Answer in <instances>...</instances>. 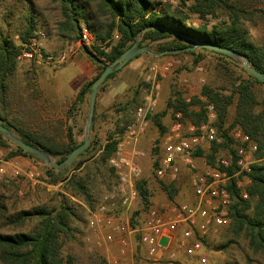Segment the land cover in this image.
<instances>
[{
	"label": "trees",
	"instance_id": "1",
	"mask_svg": "<svg viewBox=\"0 0 264 264\" xmlns=\"http://www.w3.org/2000/svg\"><path fill=\"white\" fill-rule=\"evenodd\" d=\"M4 1L0 0V7ZM50 2L58 7L60 20L57 23V32L61 38L70 43L75 42L80 37L81 27L85 26L96 41L106 44L109 48L107 53L98 49L92 53L82 48L81 51L97 67L98 73L94 79L83 85L74 105L81 103L86 95L90 94V88L97 76L136 40L140 47L148 46L154 53L190 48L193 45L190 41L196 40L245 55L253 68L264 72V48L254 44L249 39L247 30L241 25L242 20L250 21L252 14L227 0H180L176 6L155 0H50ZM219 12L223 13L225 18L211 24V20L219 18ZM190 16H195L198 21L196 26L190 23ZM24 21L25 27L17 35L16 42L12 43L8 37H0V124L24 143L44 151L60 163L82 142L72 144V136L68 133L69 144L66 146L44 143L31 133L14 126L3 115L9 81L17 68L16 58L21 54L24 44L37 30V18L34 13L29 12ZM114 35L118 36V40L112 41ZM202 52L233 60L201 48L163 55L160 58L186 55L193 57L194 64H198L202 60ZM241 71L245 73L243 69ZM116 73L108 75L99 89ZM245 76L246 78L233 83L230 90L203 86L199 95L191 97L189 102L181 95L172 93L167 110H170L172 117L179 113L183 124L189 123L195 128L210 124L216 128L221 143L214 142L208 153L199 150L192 155V158H206L209 166L214 165L212 164V160L216 158L214 154L221 147L231 158L232 164L228 172L235 171L237 144L229 135L234 127H238L256 145L250 171L246 174L248 183L243 188L246 197H242V188L236 186L235 180H231L227 185L231 204L228 209L229 223L226 226L230 236L229 242L243 240L248 250L256 256L264 255V99H258L253 85L264 84L246 73ZM208 105L213 108L215 119L212 123L208 119L206 109ZM231 106H234L232 121L229 127L224 129ZM152 121L160 133L165 132L157 117H153ZM94 122L95 113L91 131ZM121 132L109 135L102 145L90 141L88 149L68 168L74 166L79 169L82 165L80 160L86 154H91L94 158V167L108 164L116 150L117 142L114 139ZM16 155L40 161L15 146L14 156ZM68 168L57 170L47 167L46 175L54 177L52 182L62 178L64 189L92 209L96 201L90 189L89 172L73 173L64 178L63 173ZM108 172L114 175L110 167ZM239 178H242V175ZM135 187L142 206L148 207L150 195L144 179L136 182ZM161 189L169 199H173L177 193L174 184L162 183ZM2 199L3 196L0 195V228L9 229L11 232H0V264H66L62 250L65 241L71 239L74 230L72 223L77 218L74 204L62 195L56 209L39 207L12 215Z\"/></svg>",
	"mask_w": 264,
	"mask_h": 264
},
{
	"label": "rangeland",
	"instance_id": "2",
	"mask_svg": "<svg viewBox=\"0 0 264 264\" xmlns=\"http://www.w3.org/2000/svg\"><path fill=\"white\" fill-rule=\"evenodd\" d=\"M155 1L176 6L180 0ZM227 1L235 3L237 7L252 14V19L242 20L241 25L247 30L249 39L257 46L264 48V0ZM29 12L34 13L37 18L35 32L45 33L46 38L43 44L47 52L55 53L70 43L58 35L57 23L60 20L58 7L56 4H51L50 0H5L0 7V37H8L12 43L16 42L17 35L25 27L24 19ZM218 14H220L219 18L211 20V24L225 18L223 13ZM190 23L195 26L198 24L195 16H190ZM143 55L150 57L149 64H171L170 70L160 79L161 81L164 78L163 80L166 81L168 95L173 93L178 80L187 81V87L183 88L186 97H195L199 95L203 86L230 90L233 83L246 78L245 73L241 71L240 61H231L207 52H202V60L198 64H194L193 57L186 55L162 58ZM196 67H201V72L197 71ZM86 68L87 65L82 63L66 64L60 67H35L27 61L17 62L16 72L9 81L4 117L14 126L31 133L47 144L68 145V133L72 136V144L83 142L89 94L85 97L82 110L74 105L73 97L70 95L75 94L80 88ZM201 79L203 82H200ZM253 89L259 100L264 99V85L254 84ZM144 95L145 87L138 82L137 86L134 85L124 91L120 100L115 99L113 102H108L103 112L99 113L97 110L90 141L102 145L109 135L122 131ZM60 97L65 99L66 104L69 103L67 108L58 106ZM162 108L163 106L159 110L156 108L154 113L162 112ZM233 113L234 106H231L224 129L229 127ZM64 117L70 121L65 122ZM166 117L168 120L163 125L165 128L171 125L173 119L170 113L166 114ZM208 119L212 123L215 117L209 116ZM183 126V132L186 133L188 126L186 124ZM158 133L159 131L149 124L143 136L149 134L152 140L140 145L143 140L142 136L136 144V148L145 154L138 162L142 169L141 179H144L150 195L148 206L162 210L170 204H191L194 201V193L190 185L191 177L194 172L201 171L208 166L207 159L194 158L192 167L181 165L180 178L174 183L177 193L173 199H169L161 189V184H167L168 181H159L153 175V163L166 140L167 132L162 136ZM230 133L231 130L229 135ZM217 139V143L220 144L222 140L219 134ZM14 152L15 145L2 136L0 139V195L3 196L2 201L8 212L16 215L21 211H32L39 207L56 209L63 195L74 204L77 214V218L72 223L74 229L72 237L63 245L62 253L66 264H108L111 257L117 255L118 248L116 245L96 243L87 227L89 206L81 199L72 197L64 189L65 184L62 178L52 182L54 177L46 175L48 165L27 156H14ZM205 152L208 153V151ZM214 156L226 157L228 154L220 147ZM53 161L56 162L54 159ZM80 161L82 165L79 169L74 166L68 168V166L63 176L68 178L73 173L89 172L90 189L97 203L103 194L117 184V179L115 175L108 172V164L95 166V168L91 154H86ZM213 163L215 160H212ZM239 179L241 188H244L248 182L244 178ZM186 197L188 200H184ZM146 209L147 207H143L141 201L137 199L126 212L135 229L143 227ZM0 232L11 231L2 227ZM229 241L227 227H218L206 237L202 243V249L195 255L188 256L179 252L174 258H168L165 253L159 257L150 258L146 247L139 242L138 234L134 233L129 236V251H131L129 262L130 264H198L197 257L200 256L206 259V264H264V255H253L243 240L233 243ZM165 243L166 240L161 239L159 244L163 246Z\"/></svg>",
	"mask_w": 264,
	"mask_h": 264
},
{
	"label": "built area",
	"instance_id": "3",
	"mask_svg": "<svg viewBox=\"0 0 264 264\" xmlns=\"http://www.w3.org/2000/svg\"><path fill=\"white\" fill-rule=\"evenodd\" d=\"M46 36L37 31L24 44L21 54L16 61H27L39 66L60 67L68 64L73 57L86 48L92 53L95 49L107 53L106 44L95 40L91 32L81 27L80 37L77 41L67 44L61 50L50 53L44 48ZM118 40L114 35L112 41ZM170 63H151L142 71L141 83L145 87V95L135 107L130 121L123 127L121 134L115 137L116 150L108 160L117 184L103 194L95 206L88 211V230L92 233L97 244L116 245L117 255L111 257L108 264H130L129 262V236L138 234L139 242L147 249L150 258L167 254L168 258L176 257L183 252L192 256L202 249V243L218 227H226L229 223L228 209L231 198L227 185L235 180L240 187V175L246 179L253 162L252 155L256 145L238 127L231 129V137L237 144L235 146V171L229 173L231 158L216 157L213 166H206L201 171L193 173L190 185L194 193L191 204H170L166 209H155L148 206L146 219L141 229H135L131 219L126 215L138 199L136 182L141 179L142 170L138 160L145 154L136 148V144L145 131L148 117L151 116L158 105L160 96V79L170 70ZM201 72V67H196ZM203 82V79L200 80ZM187 87L185 79L175 83L173 93L181 95L186 102L183 88ZM208 117H214L212 106H206ZM181 115H173V122L166 133L165 142L156 155L154 178L159 181L167 180L169 184L176 183L181 174V165L192 167V155L197 151H209L214 142H217L218 133L210 124L195 128L190 125L187 132H183ZM1 172V170H0ZM247 181V179H246ZM248 182V181H247ZM242 197H246L242 188ZM179 233V234H178ZM166 239L161 246L160 240ZM198 264H206L204 257H197Z\"/></svg>",
	"mask_w": 264,
	"mask_h": 264
},
{
	"label": "water",
	"instance_id": "4",
	"mask_svg": "<svg viewBox=\"0 0 264 264\" xmlns=\"http://www.w3.org/2000/svg\"><path fill=\"white\" fill-rule=\"evenodd\" d=\"M190 42L193 44L192 47L186 48L180 51L197 50L200 48L208 49L214 53L226 56L236 61H240V66L242 67V69L247 75L256 79L258 82L264 84V72H260L256 70L255 68H253L249 64L248 59L245 55L237 53L231 49L216 47L211 44L203 43V42L196 41V40H191ZM180 51L173 50V51H165L163 53H154L151 51V49L148 46L140 47L138 40H136L129 48L123 51L111 64L106 66L104 70L97 76L96 80L93 82L90 88V94H89V100H88V112L86 116L83 142L78 147H76L74 150H72L69 153V155L60 163L54 162L52 157L49 154L45 153L44 151L24 143L18 137L14 136L9 129L2 126L1 124H0V134L4 138H6L8 141H10L12 144H14L16 147L20 148L23 152L28 154L30 157H33V158H36L42 161L44 164L48 165L51 168H54L57 170L65 169L68 166H70L81 153L85 152L90 145V133H91V127L93 124L96 97H97L99 87L105 81L107 76L114 72H117L122 67H124L127 63H129L132 59L140 55L147 54L151 57L158 58L163 55L179 53Z\"/></svg>",
	"mask_w": 264,
	"mask_h": 264
},
{
	"label": "crops",
	"instance_id": "5",
	"mask_svg": "<svg viewBox=\"0 0 264 264\" xmlns=\"http://www.w3.org/2000/svg\"><path fill=\"white\" fill-rule=\"evenodd\" d=\"M145 56L146 55H140L139 57L132 59L124 67H122L120 70H118L117 73L112 78L107 80L103 84L101 89H98L96 102H95V109H94L95 115H96L97 110H99V113L103 112L106 109V104L108 102H113L115 99L120 100L121 97H123L122 95L124 94V91H127L128 89H130L134 85L137 86L138 82L141 83L142 71L150 62V59H149L150 57H148V56L145 57ZM78 63H80V64L82 63L83 65H87V68L85 70V74H84L85 77L83 79V82L80 85V88L78 89V91L75 94L70 95L73 97V100H72L73 102H75V99H76L78 93L81 91L83 85L86 82L94 79L98 73L97 67L87 58V56L82 51H79L74 56L72 61L69 62L68 64H78ZM163 79L160 81V96H159L158 105H157L158 110L161 109V107L163 106L162 112L153 113L151 116L148 117L147 126L145 128V131H146L147 127L149 126V124H151L153 127H155L153 124V121H152L153 117H157L159 119L160 124L163 127V125H165L164 123L167 122V120H168L166 117V114H168V113L171 114L170 110H167V103H168V100L171 97L172 93H170V95L167 94L168 93V87L166 85L167 83ZM25 95H26V93L24 92L23 96L25 97ZM167 96H168V98H167ZM84 100H85V98L82 100L81 103L76 105L77 108L82 110V105H83ZM58 101H59L58 102L59 107L65 108V106H66V108H67V105L69 103L66 104L65 99H63V97H60V99ZM157 109H155V110H157ZM171 116H172V114H171ZM64 121L68 123L70 121V119H68L67 117H64ZM172 122H173V119H172ZM172 122H171V124H172ZM185 124L187 126H190L189 123H184L183 125H185ZM170 127H171V125L169 127L167 126L166 128L163 127L165 129L164 133L168 132ZM183 129H184V126H183ZM145 131H144V133H145ZM144 133L142 134V136L144 135ZM158 134L161 136L163 135V133H160V131ZM151 138L152 137L149 134H147L145 137L143 136V140L140 143V145L144 144L148 140H152ZM139 164L140 163L138 162V165ZM184 200H188L187 197ZM129 210L130 209H128V211ZM127 215H128V213H127ZM162 239L166 240L165 238H162Z\"/></svg>",
	"mask_w": 264,
	"mask_h": 264
}]
</instances>
